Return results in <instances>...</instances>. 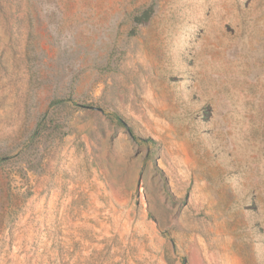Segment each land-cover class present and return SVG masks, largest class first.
Returning a JSON list of instances; mask_svg holds the SVG:
<instances>
[{"label": "rangeland", "instance_id": "obj_1", "mask_svg": "<svg viewBox=\"0 0 264 264\" xmlns=\"http://www.w3.org/2000/svg\"><path fill=\"white\" fill-rule=\"evenodd\" d=\"M0 264H264V0H0Z\"/></svg>", "mask_w": 264, "mask_h": 264}]
</instances>
